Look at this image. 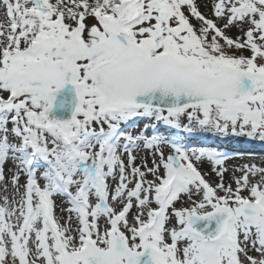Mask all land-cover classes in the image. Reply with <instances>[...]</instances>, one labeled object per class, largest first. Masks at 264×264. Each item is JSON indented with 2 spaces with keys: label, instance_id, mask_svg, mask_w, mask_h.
<instances>
[{
  "label": "snow or ice",
  "instance_id": "snow-or-ice-1",
  "mask_svg": "<svg viewBox=\"0 0 264 264\" xmlns=\"http://www.w3.org/2000/svg\"><path fill=\"white\" fill-rule=\"evenodd\" d=\"M204 7L0 0V264H264V162L203 143H264V0Z\"/></svg>",
  "mask_w": 264,
  "mask_h": 264
},
{
  "label": "rangeland",
  "instance_id": "rangeland-1",
  "mask_svg": "<svg viewBox=\"0 0 264 264\" xmlns=\"http://www.w3.org/2000/svg\"><path fill=\"white\" fill-rule=\"evenodd\" d=\"M197 3L200 4V10L206 14H210V7H204L205 3H208L209 5L211 4V0H197ZM2 15V14H0ZM192 23H196L195 19L192 20ZM229 36H233L235 37L236 35H239L238 31L236 29H232L231 31L228 32ZM247 54V53H245ZM147 123H151V121H149L146 118L140 119L137 121V125L129 128V131H134V132H139L143 126ZM151 134V133H149ZM203 143L205 145H213L221 150L226 151L227 149H233V151L235 150H239L242 151L244 153H251V155H245L243 158H234V159H230L227 162V166H228V173L225 174V181L228 182L231 179L232 176V168L233 166L237 165V164H242L244 162H246L247 160L251 159L254 160V162L256 163H261L264 162V143H261L259 141H246V140H238L235 138H228V139H219V138H208L207 140H204ZM233 151H227L229 153L233 152ZM147 158L148 160V164L149 166H151V156L147 153V152H140L138 155V159H137V164L141 163V161ZM201 170L203 172L209 173V175L207 176V178L211 181H216L218 179V177L215 175V173L211 172L210 169V165L205 163L201 166ZM237 175H239V173H237ZM21 182L23 183V180H21ZM111 183V181H110ZM235 186V185H233ZM60 201H57L58 206L60 205ZM66 207V205H64ZM57 215H63L66 216V213H60L59 211V207L57 208ZM63 222V221H62Z\"/></svg>",
  "mask_w": 264,
  "mask_h": 264
},
{
  "label": "bare ground",
  "instance_id": "bare-ground-1",
  "mask_svg": "<svg viewBox=\"0 0 264 264\" xmlns=\"http://www.w3.org/2000/svg\"><path fill=\"white\" fill-rule=\"evenodd\" d=\"M21 180H23V178H21Z\"/></svg>",
  "mask_w": 264,
  "mask_h": 264
},
{
  "label": "water",
  "instance_id": "water-1",
  "mask_svg": "<svg viewBox=\"0 0 264 264\" xmlns=\"http://www.w3.org/2000/svg\"><path fill=\"white\" fill-rule=\"evenodd\" d=\"M65 115H67V114H65Z\"/></svg>",
  "mask_w": 264,
  "mask_h": 264
}]
</instances>
